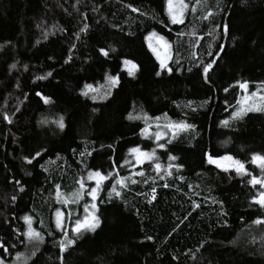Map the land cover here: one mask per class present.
<instances>
[{
	"label": "trees",
	"instance_id": "16d2710c",
	"mask_svg": "<svg viewBox=\"0 0 264 264\" xmlns=\"http://www.w3.org/2000/svg\"><path fill=\"white\" fill-rule=\"evenodd\" d=\"M185 3L177 25L166 0H0L5 264H264V223H255L264 208L254 202L264 188L208 162L231 156L261 176L251 157L264 155V112L233 113L239 83L264 95V0ZM152 33L171 45L166 68L147 45ZM181 121L193 127H165ZM158 131L167 137L156 142ZM136 147L158 157L135 164ZM90 171L108 176L99 226L75 233L88 189L63 200ZM26 216L42 242L29 240Z\"/></svg>",
	"mask_w": 264,
	"mask_h": 264
},
{
	"label": "snow or ice",
	"instance_id": "6c2138e0",
	"mask_svg": "<svg viewBox=\"0 0 264 264\" xmlns=\"http://www.w3.org/2000/svg\"><path fill=\"white\" fill-rule=\"evenodd\" d=\"M197 3H200L201 0H196ZM166 4H167V9H168V14L169 17L171 19V22L173 24H177V23H183V14L186 10L189 9V4L185 3V0H177L176 5H175V11H174V0H166ZM193 11H195V9H192ZM153 36H155V33H152ZM160 40H163V37L159 38ZM151 47V45H150ZM101 52L103 53V55L107 56L108 53L105 52L103 49H101ZM157 59H160V64H161V68H166L167 65L165 64V60L161 59L159 55H157ZM125 65L131 64V61H124ZM133 68H135L136 66L133 64L132 65ZM211 68V64L207 65L204 69V72L207 73L208 70ZM169 72L171 71L170 68L167 69ZM129 75H132V71L129 70L128 72ZM160 73L158 72L157 75H159ZM48 75H51V73H49ZM44 77H41V79H43ZM110 85L115 86L116 84L119 83V78L117 76H109L107 77ZM239 83V82H238ZM85 87L87 89L92 90V86L91 85H85ZM239 87L241 89H244L245 92H247V82H243V83H239ZM85 95H87V92L84 93ZM258 97V99H257ZM93 99H95V97H93ZM249 101H252V103H249ZM47 102V100L45 101ZM238 104L240 105V107L237 109L236 112L233 113V117L237 118L240 117L244 114H246L248 111H262L264 112V95L258 96L257 92H253L251 93V95H244L242 97V99L240 101H238ZM7 119V117H5ZM129 119H139V117H133L131 115H129ZM159 119V118H156ZM222 123H224L225 125H227L228 121H223ZM60 127H63V123L62 121L60 122ZM159 127V126H158ZM165 127L171 129L173 131V135H175V133L177 131H183V130H187L189 128H192V125L186 124L185 122H178V123H169L168 125H165ZM142 133L148 135V127H145L144 129H142ZM155 139L157 141H159L162 138V133L161 132H156L154 133ZM160 148H164L165 145L163 144H159L158 145ZM132 154L135 155L136 157V161L137 163H143L144 159H148V160H152L155 156L154 151L153 152H143L141 151L138 147L136 148H132L129 150ZM37 155H39V153H37ZM172 160H175L176 157L174 156H170L169 157ZM224 161H228L230 163H223ZM208 162L210 164H215L217 167L222 168L225 171H228L229 168L233 169L236 171L237 174L240 175H249L251 176V179L249 180V183L252 184L253 186L255 185H260L261 188H264V155H260V154H253L251 157V162L256 165L257 167L260 168L261 170V176L257 177L255 175H252L251 173L248 172V170L245 168V164L244 162L240 161V160H236L231 156H222V157H213L211 155L208 156ZM156 169L159 170L161 165L160 164H156L155 165ZM141 175H143V173H141ZM88 179L89 180H95L96 182V187L91 188L88 192L87 195L92 197V200L95 201L97 198V194H98V190L100 189L103 181H105L106 179H108V176L103 175L101 172L99 171H90L88 173ZM135 182V181H133ZM80 190L76 193H73L70 197L65 198L63 200L64 204H68L69 202L72 203H76L79 200L83 199V195H84V183L81 180L80 182ZM116 184H119L121 186H123L124 181L123 179L121 180H117ZM57 188H59V186H57ZM112 192H116L115 186H113L112 188ZM109 195H111V193H109ZM116 195L119 196L120 193L116 192ZM61 196V194L59 193V191L57 192V198L59 199ZM254 202L258 205H260L262 208H264V191H261L258 196L256 198H254ZM91 208L93 210H95L96 205L95 203L91 204ZM84 212L85 213H89V205L85 204L84 205ZM70 215V214H69ZM56 227L57 228H62L63 227V213L60 210L56 211ZM29 225L28 228V232L26 233V235L28 236L30 241H36L37 243L42 242L43 241V236L41 235L40 232H37L35 229H33L31 227V217H25L24 218ZM255 223L257 224H261L264 223V220H260L257 219L255 221ZM99 226V218L98 217H92V219H89V215H85L83 219H79L77 218L75 220V227L73 228V232L75 233H80L82 230H87V231H94L96 229V227ZM74 243V240L68 239L67 240V244H65L64 241L60 242V247L62 250H64L67 245H71ZM4 246L2 244H0V248H3ZM17 258H20V255H17ZM0 264H5V261L0 258Z\"/></svg>",
	"mask_w": 264,
	"mask_h": 264
},
{
	"label": "rangeland",
	"instance_id": "374dc122",
	"mask_svg": "<svg viewBox=\"0 0 264 264\" xmlns=\"http://www.w3.org/2000/svg\"><path fill=\"white\" fill-rule=\"evenodd\" d=\"M176 2H177V0H174V11H175V5H176ZM167 5V4H166ZM187 15V13H186V11L184 12V14H183V21L185 20V16ZM170 18V17H169ZM170 21H171V19H170ZM172 23V22H171ZM173 24V23H172ZM179 24H181V23H177V25H179ZM161 36H159V35H155V36H153L152 34H150L149 36H147V45L149 46V48H150V50L152 51V53L154 54V56H155V58L157 59V55H159L160 56V58L161 59H164L165 60V64L168 66V64L170 63V61H171V56H172V48H171V45L167 42V41H165L164 39L163 40H160L159 38H160ZM150 45H151V47H150ZM158 60V62H159V64H160V59H157ZM161 65V64H160ZM248 93H250L248 90H247V92H245V90H244V94L245 95H248ZM262 94H258V96H261ZM257 99H258V97H257ZM249 103H252V101H249ZM239 107H240V105H239ZM239 107H237V108H239ZM248 112H256V111H248ZM247 112V113H248ZM169 130H171V129H169ZM164 137H167L166 136V134H164V135H162V138L161 139H163ZM160 139V140H161ZM155 141L157 142V140L155 139ZM154 151V153H155V156H154V158L152 159V160H148V159H144L143 160V163H147V162H151V161H153L156 157H158V154H157V152L155 151V150H153ZM153 151H149V152H153ZM133 162L135 163V164H142V163H137V161H136V157H135V155H134V159H133ZM223 163H225V164H227V163H230V162H228V161H224ZM215 165V164H214ZM229 169H231V168H229ZM89 184H88V183ZM86 183L88 184V185H85V187L88 189L86 192H88L91 188H93V187H96V182H95V180H86ZM103 183H104V181H103ZM103 183H102V185H103ZM102 185H101V187H100V189L98 190V194H97V198H96V200L95 201H93L92 200V197L91 196H89V195H85V201H86V198L88 199L86 202H85V204H87V205H89V213H85L84 212V210H83V213H84V215H83V217H82V219L84 218V216L85 215H89V219L91 220L92 219V217H98L97 216V199H98V197L100 196V194H101V191L100 190H102ZM92 203H95V205H96V208H95V210H93L92 208H91V204ZM65 224V220H63V225ZM75 227V220H74V226H73V228ZM97 228V227H96ZM82 231H84V230H82Z\"/></svg>",
	"mask_w": 264,
	"mask_h": 264
}]
</instances>
